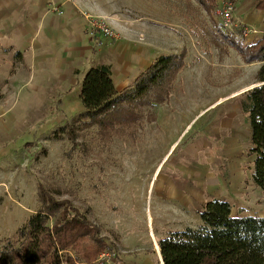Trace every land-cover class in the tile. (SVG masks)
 I'll use <instances>...</instances> for the list:
<instances>
[{"label":"rangeland","instance_id":"rangeland-1","mask_svg":"<svg viewBox=\"0 0 264 264\" xmlns=\"http://www.w3.org/2000/svg\"><path fill=\"white\" fill-rule=\"evenodd\" d=\"M84 1L144 20L151 48L158 51L156 45L164 43L165 52L168 47L170 51L178 49L177 54L185 49L184 67L168 100L143 109L132 140L115 135L102 138L97 127L79 125L74 120L83 113L80 92L87 71L112 64L110 45L116 39L135 49L143 42L140 37L118 38L116 29L104 17L89 19L90 25L94 20L113 36L90 26L94 40L91 47L96 50L92 55L97 57L95 64L88 61L74 74L76 83L70 97L73 101L77 97L78 106H62L64 92L60 86L39 89L38 78L44 70L30 53L23 60V52L21 55L18 49L5 61L0 55V73L2 61L7 63L5 74L0 76V248L37 209L38 184L56 200H68L87 210L101 235L114 236V231L124 228L144 242L148 230L158 238L161 229L177 232L196 227L198 215L181 212L177 222L174 210L179 205L174 200L179 198L182 203L189 195L195 180L193 169L210 165L211 169L222 170L217 162L220 157L227 159L226 154H220L226 143L235 141L237 135L240 147L250 143L249 119L240 111L237 96L256 86L261 63H246L234 43L251 44L260 36L248 41L239 31L224 33L216 11L209 18L195 0ZM71 2L57 4L56 13L66 17ZM253 2L240 0L237 14L258 15L260 11L254 9ZM232 16L237 21L235 12ZM158 27L164 28L163 34ZM46 37L43 31L37 44L32 45V53L41 52ZM2 45L10 47L7 42ZM137 66L136 76L145 69L142 63ZM29 73L31 86L25 84ZM216 100L219 102L212 104ZM66 125H71L70 137L59 132ZM229 154L234 155L235 149Z\"/></svg>","mask_w":264,"mask_h":264},{"label":"trees","instance_id":"trees-1","mask_svg":"<svg viewBox=\"0 0 264 264\" xmlns=\"http://www.w3.org/2000/svg\"><path fill=\"white\" fill-rule=\"evenodd\" d=\"M195 1L209 18L215 16L216 0ZM254 9L264 11V0H255ZM234 46L246 63H261L255 78L262 84L237 98L250 124L252 182L264 192V30L256 42ZM185 55L183 49L156 57L121 91L113 85L110 65L91 68L81 84L83 113L74 122L97 127L102 138L135 140L143 109L168 100ZM70 127L59 132L70 137ZM37 187L38 207L0 248V264H95L111 251L87 210L56 200L41 184ZM198 217L196 227L171 232L158 241L163 264H264V218L233 216L230 204L216 198L206 202Z\"/></svg>","mask_w":264,"mask_h":264},{"label":"crops","instance_id":"crops-1","mask_svg":"<svg viewBox=\"0 0 264 264\" xmlns=\"http://www.w3.org/2000/svg\"><path fill=\"white\" fill-rule=\"evenodd\" d=\"M224 1L226 0H216L218 7H221ZM38 2H40L39 5ZM68 2L71 0H0V55H2V60H7V55H11L17 49L21 55L23 52L22 60L27 59L26 56L30 53L34 61L41 63L44 70V74L38 78L39 89L40 86L41 88L42 86L45 88L60 86L64 92L63 107H68L71 103L79 105L77 97L74 101L70 97V91L76 83L74 74L78 71V67H82L88 61L95 64L97 55H92L96 50L91 47L94 40H91L93 34L89 29V19L104 17L106 23L116 29L118 38L136 39L138 36L143 40L135 49L120 44L118 39L110 45L113 60L112 64L108 65L111 66L113 85L118 91L130 85L131 81L136 78L138 64L142 63L147 69L155 60V55L157 57L171 55L179 51L174 48L170 51L168 47L165 52L164 43L156 45L158 51L156 48H151L152 46L148 44L150 31L144 20L131 19L128 15L116 11L115 8L111 11L102 10L99 3L86 5L84 0H74L73 3L71 2L72 9L66 17L58 15L56 13L57 4L68 5ZM232 2L238 22L252 28L255 27L259 31L264 30V11H260L258 15L251 14L241 17L237 14L240 10L237 8L240 6V0H232ZM157 29L160 34H163L164 28L158 27ZM43 31H46L47 39L42 43V50L39 53L35 51L32 53L31 47L37 44ZM97 35L94 33L96 40L99 39ZM108 40L110 44L113 42L110 38ZM5 42L9 43V48L2 45ZM172 47L173 45L171 49ZM138 55L140 57H137ZM4 61H2L0 76L5 74L7 63ZM31 75L29 73L25 81V84L30 86L33 85ZM218 102L216 100L212 104ZM209 106L212 107L211 104ZM224 115L226 114L222 117ZM236 138L232 143H226L220 151L221 156L222 154L227 155V159L220 157L217 162L222 166V170L211 169L210 165H199L196 170L193 169L191 174L195 180L192 181L187 199L182 200V203L179 198L174 200L179 203L174 209L178 217L177 222L181 212L198 215L206 202L214 198L229 203L233 216L264 218V192L252 182L254 157L248 156L250 143L240 147L238 135ZM231 149H235L234 155L229 154ZM180 204H182V209ZM120 229L114 231V236L109 233L102 235L110 244L111 251L103 254L104 257L101 255L95 264H163L158 241L171 231L161 229L156 238L153 231L148 230L144 234L145 241L140 242V238L131 230Z\"/></svg>","mask_w":264,"mask_h":264},{"label":"built area","instance_id":"built-area-1","mask_svg":"<svg viewBox=\"0 0 264 264\" xmlns=\"http://www.w3.org/2000/svg\"><path fill=\"white\" fill-rule=\"evenodd\" d=\"M234 5L232 0H226L221 7L217 8L216 16L219 19L221 29L224 33H235L239 31L243 38L250 40L261 35V31L233 20ZM91 28L100 30L104 35L113 36L107 28L100 26L96 21H91ZM93 34V33H92ZM104 257V255H102Z\"/></svg>","mask_w":264,"mask_h":264},{"label":"water","instance_id":"water-1","mask_svg":"<svg viewBox=\"0 0 264 264\" xmlns=\"http://www.w3.org/2000/svg\"><path fill=\"white\" fill-rule=\"evenodd\" d=\"M262 83H258V84H256V86H259V85H261Z\"/></svg>","mask_w":264,"mask_h":264},{"label":"bare ground","instance_id":"bare-ground-1","mask_svg":"<svg viewBox=\"0 0 264 264\" xmlns=\"http://www.w3.org/2000/svg\"><path fill=\"white\" fill-rule=\"evenodd\" d=\"M159 250V249H158Z\"/></svg>","mask_w":264,"mask_h":264}]
</instances>
